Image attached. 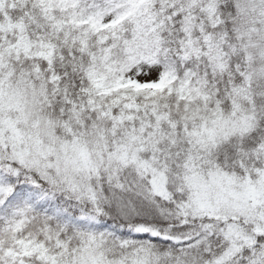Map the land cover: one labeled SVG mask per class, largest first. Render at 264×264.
<instances>
[{"label": "snow or ice", "instance_id": "snow-or-ice-1", "mask_svg": "<svg viewBox=\"0 0 264 264\" xmlns=\"http://www.w3.org/2000/svg\"><path fill=\"white\" fill-rule=\"evenodd\" d=\"M0 264H264V0H0Z\"/></svg>", "mask_w": 264, "mask_h": 264}]
</instances>
